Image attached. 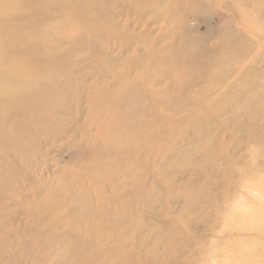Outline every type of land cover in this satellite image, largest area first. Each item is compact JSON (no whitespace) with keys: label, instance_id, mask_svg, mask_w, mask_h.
Returning <instances> with one entry per match:
<instances>
[{"label":"rangeland","instance_id":"374dc122","mask_svg":"<svg viewBox=\"0 0 264 264\" xmlns=\"http://www.w3.org/2000/svg\"><path fill=\"white\" fill-rule=\"evenodd\" d=\"M51 1H7L47 97L3 120L0 264H264V0Z\"/></svg>","mask_w":264,"mask_h":264},{"label":"bare ground","instance_id":"6f19581e","mask_svg":"<svg viewBox=\"0 0 264 264\" xmlns=\"http://www.w3.org/2000/svg\"><path fill=\"white\" fill-rule=\"evenodd\" d=\"M7 1L8 0H4V1L0 0V53H4L5 51H9V50L14 51L16 49L18 43H20V41L22 42V39L18 38V35L17 36H11V33H14V32L11 31V28H10L11 24H9V22H10L11 18H13L14 16L17 15V11L15 9H13L14 7L9 8L7 6L8 5ZM12 2H14V4L17 5L16 0H12ZM76 2H78V1H76V0H61V2H60L59 0H52L49 3L59 4V5H61L62 9L67 8L66 10L72 11V13L76 12L73 10V8L75 7L79 11L80 14L82 13V11H87V12L90 11L92 8V5H93V2L90 0H84V1H81V2H78L77 4H75ZM62 5L64 7H62ZM75 5H77L79 7H77ZM84 17H85V15L82 18H84ZM81 21H82L81 19H78V22H81ZM48 26H47V24H45V25L39 24V25H37V27H32L30 25H27V27L24 28L25 32H28V33H30V30L32 28H35L37 30V31L35 30L37 36L33 40H32V38L27 39V43H28L27 47H29V48L33 47L31 49V51L33 53H36L39 51L38 46L42 43V41H44L42 38V31L46 30V28H49ZM37 44H38V46H37ZM4 58H6V56H4ZM14 61L17 64H16V66H11V67L3 66V60L1 59V61H0V136L9 135V136L15 138L16 135H11L12 133L10 132L12 130V127L11 126L5 127V125H4L5 120L4 119L10 113L17 111L19 108L22 109V111L27 110L26 112H29V110L32 107L40 108V106L42 105V101L47 97L46 96L47 92L45 89L42 88V86L40 84V81L42 79V70L39 68H35L36 61L32 55H29V53H28V55L26 53L25 54L21 53V55L18 58H16ZM24 61L27 63L28 66L24 63ZM9 76H13L16 80L20 81L21 84H15V86L7 85L8 83L5 82L6 81L5 78L9 77ZM30 82L33 83V84H31V86L28 85V83H30ZM93 99H94V101H96L100 104H103V105L106 103H109V105L111 106V111L108 109V111H110V114L108 116L111 115V116L116 117L119 115H122V116L125 115L128 118L129 117L134 118V119L136 118L137 123H139V120H141V119H139L140 117H136L135 115H133V112H132L133 110L130 113H127V112L123 113L122 112L121 108L123 107V105L129 106V108L134 107L135 105L132 104L133 103L132 100H128V98H126L124 95H121L120 93L113 96L112 98H106L105 96L97 95V96H93ZM156 103H154L152 106L159 104V103H157V104ZM137 108L139 109L138 111H140L141 117H142V115L146 114V111L144 113V109L142 110V106H137L136 109ZM32 110H33V108H32ZM147 116H148V114H147ZM157 116H160L161 119L166 118L162 114H157L156 117ZM96 117L98 118L99 116L97 115ZM100 117H102V115ZM105 119L107 120V118H104L103 121H106ZM100 120H102V118H100L99 121ZM144 120L140 121L142 126L145 125ZM147 121H149L148 124L151 123L150 119H147ZM103 123H105V122H103ZM122 128H123L122 125H118L116 123L110 122L107 129L101 127L98 129V131H99V134L102 133V136L105 137L106 142L108 141V143H110L111 142L110 135L111 134L114 135V134L118 133ZM16 139L18 142L21 141V139L19 137H17ZM105 146L107 148H110L107 145H105ZM179 168L185 169L184 172H188V173L190 172L189 169H186V168H188V166L186 164L180 165ZM181 173H183V172H181ZM95 174L96 173H89L87 176L88 177L91 176V178H95L96 181L100 182V180L98 179L99 177H97ZM97 187H98V185H97ZM99 189H101V188H99ZM70 210L72 211V209H70ZM142 213H140L138 216V222L136 224L138 226H141V221H142L141 215H142ZM88 261H90V260H88Z\"/></svg>","mask_w":264,"mask_h":264}]
</instances>
